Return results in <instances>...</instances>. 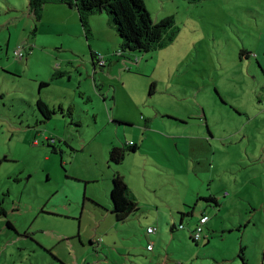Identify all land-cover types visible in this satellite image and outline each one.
Here are the masks:
<instances>
[{"label": "rangeland", "instance_id": "rangeland-1", "mask_svg": "<svg viewBox=\"0 0 264 264\" xmlns=\"http://www.w3.org/2000/svg\"><path fill=\"white\" fill-rule=\"evenodd\" d=\"M145 2L153 22L174 19L173 41L117 49L95 71L90 49L103 38L87 41L79 18L61 35L29 0H0V264H243L241 248L264 264V0ZM61 65L65 78L41 89ZM94 90L129 122L80 108ZM61 105L66 115L53 111ZM130 141L138 151L109 163L112 145ZM114 172L143 222L111 213Z\"/></svg>", "mask_w": 264, "mask_h": 264}, {"label": "trees", "instance_id": "trees-1", "mask_svg": "<svg viewBox=\"0 0 264 264\" xmlns=\"http://www.w3.org/2000/svg\"><path fill=\"white\" fill-rule=\"evenodd\" d=\"M190 4L200 3L205 0H185ZM48 4H65L75 7L80 18V24L87 41L92 38L90 18L96 14L106 13L110 24L116 30L121 40L122 52L149 53L164 47L168 42L173 41L175 36L172 17L166 18L158 23L153 22L144 0H29V13L36 22L42 19L44 7ZM37 27H35V31ZM34 31V32H35ZM91 52V49H90ZM244 51L241 52L243 55ZM94 57V55H93ZM62 73L56 72L52 78L56 79ZM48 86L47 82H41L40 88ZM154 85L152 86V93ZM37 106L45 120H49L52 112L48 105L39 99ZM121 124V122H117ZM138 148L132 146L112 145L109 152V163L121 165L128 153H134ZM112 188L110 192L111 213L119 222L126 221L132 214L139 211V205L131 194L130 188L124 177L116 172L112 177ZM213 202L217 207L215 198L206 199ZM6 215L5 209L0 205V216ZM10 227L12 225L8 224ZM175 225H173V230ZM197 243V242H196ZM240 258L243 264H249L244 257V248H241Z\"/></svg>", "mask_w": 264, "mask_h": 264}, {"label": "crops", "instance_id": "crops-1", "mask_svg": "<svg viewBox=\"0 0 264 264\" xmlns=\"http://www.w3.org/2000/svg\"><path fill=\"white\" fill-rule=\"evenodd\" d=\"M144 2H145V0H144ZM76 12H77V10L74 6L69 7L68 5H65V4H48L44 7L41 21L43 20L44 25H50L51 26V25H53L51 18L53 16H55V19L56 18H58V19L55 20L56 22H55L54 26H56L57 28L60 29V32L62 33L61 35H63V34L68 35L70 33L71 27H73V26L75 27V22L79 18V14H78V12L77 13ZM79 20H80V18H79ZM90 27H91L93 39L94 38L95 39L103 38V44L102 45H97V46L94 45L93 49L91 48L92 62L94 65V70L96 71L99 68L104 69L105 67H107V60L106 59L110 60L113 57L112 53L114 51H116L118 49L115 52V54L120 53L121 55L123 52H121L120 49L118 48V47H120L121 42L118 40V37L115 33L116 31L112 27V25L110 24L108 17L104 16V13H100V14H96V15L92 16L90 18ZM81 35H82V32H81ZM30 52H31L30 49L26 46V54H29ZM93 55H94V57H93ZM123 55H124V53H123ZM100 56H102L104 61H106L105 66H102V67L100 66L99 60H98V58ZM61 67H62V65L60 66L59 70H56V72L62 73L61 76H59L56 79L51 78L50 81H42V82H47L48 86H49V84H50V82H52V80H57V79L59 80L60 78L64 79L65 75L67 74V70H63V69H65V67H63V68H61ZM89 78L90 77L88 76V78H87L88 81H90ZM80 86H81V84H80ZM95 86H96V82H95ZM94 92H97V93H94ZM94 92H85L82 94V99L87 98L91 107H88V105H86V104L84 106L83 103L80 102V105H79L80 108H82V109L85 108L84 111H86V113H88V114L89 113L92 114V116L96 119V121H98L99 117L102 116V117H105V119L107 120V123L112 122L113 125L116 123V121L117 122L121 121V123H127V121L129 122V120H127V119H124V118L119 117V116L117 117L116 115L112 116L110 112H107L108 108L110 107V106H108L109 105L108 101L106 99H104L103 102L105 104L103 105L102 104L103 102L100 99L101 97L99 96V92L95 91V90H94ZM39 99H41V98H39ZM46 104H47V102H46ZM65 107H66L65 105H61V106H58L56 108H53V111H55V112L59 111L60 114L66 115L67 113L65 111ZM105 107H106L107 111H105ZM68 110H69V114L72 113V115H73V111H76L77 108H75V106H74V109L68 108ZM145 124H146L145 128L148 130L150 125H148V122ZM123 125H126V124H123ZM129 143H133V145L139 149V146L136 144V142L130 141ZM129 143L127 142L126 145L129 146ZM136 152H134V153H136ZM114 173H116V172H114ZM111 180H112V178H111ZM111 188H112V186H111ZM211 198H215V197H211ZM215 200L218 204V201L216 198H215ZM133 216H134V218H137L141 222H143V218L140 215H137L136 213L132 214L128 219H130ZM173 225L176 226L175 220L173 222ZM148 227H150V226H148ZM152 235H154V234H152ZM152 235L147 234L148 237H151ZM149 241L151 242V240H149ZM154 250H155V248L153 249V251ZM153 251H148V252H153Z\"/></svg>", "mask_w": 264, "mask_h": 264}, {"label": "built area", "instance_id": "built-area-1", "mask_svg": "<svg viewBox=\"0 0 264 264\" xmlns=\"http://www.w3.org/2000/svg\"><path fill=\"white\" fill-rule=\"evenodd\" d=\"M26 52V47L20 46L18 47L15 51H14V56L15 58H17L19 61H23L25 59V52ZM99 60V64L100 66H105L106 61H104L103 57L100 56L98 58ZM133 143H129V146H132ZM209 218L206 215H202V217H200V220L197 222L194 231L192 232L193 234V240L195 242H200L201 240H203V236H204V231H205V225L208 223ZM180 228H184V226H180ZM157 231V229L155 227H148L146 232L148 235H152L155 234ZM154 249V244L152 242H150L147 246V250L148 251H153Z\"/></svg>", "mask_w": 264, "mask_h": 264}]
</instances>
